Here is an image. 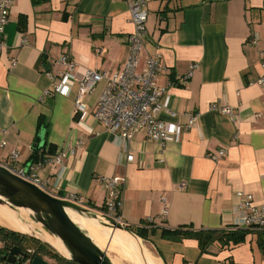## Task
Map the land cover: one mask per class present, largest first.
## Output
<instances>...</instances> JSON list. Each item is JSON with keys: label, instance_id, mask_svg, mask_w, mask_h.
<instances>
[{"label": "crops", "instance_id": "1", "mask_svg": "<svg viewBox=\"0 0 264 264\" xmlns=\"http://www.w3.org/2000/svg\"><path fill=\"white\" fill-rule=\"evenodd\" d=\"M147 1L142 57L159 55L168 68L157 80L165 89L158 116L181 127L179 139L161 147L143 132L127 142L110 133L94 116L105 81L78 111L77 83L68 97L52 90L50 75L64 71L55 64L63 55L82 69L122 70L133 32L123 0H15L0 57V141L7 142L0 162L15 152L18 167H27L41 145L55 155L82 139L64 167L38 170L50 194L67 199L74 193L99 212L106 202L102 178L120 177L123 221L144 230L140 239L159 264H264V229L252 228L241 244L216 242L207 252L196 238L164 235L180 228L238 229L244 217L239 191L264 205V88L255 82L263 73L264 0ZM193 64L198 67L184 80ZM216 102L233 107L236 121L210 110ZM196 112L199 124L189 129L185 114ZM222 150L225 156L215 159ZM166 206L169 213L161 219Z\"/></svg>", "mask_w": 264, "mask_h": 264}, {"label": "built area", "instance_id": "2", "mask_svg": "<svg viewBox=\"0 0 264 264\" xmlns=\"http://www.w3.org/2000/svg\"><path fill=\"white\" fill-rule=\"evenodd\" d=\"M127 4L130 13L129 22L133 25V32L128 38V57L121 71L117 74H111L108 71H95L89 68H81L69 56H61L55 64L62 66L64 71L57 75H50L53 81L55 93L63 96H70L74 83L78 85V91L75 96V109L79 110L84 99L102 81L106 86L96 104L94 113L98 123L104 125L107 130L119 137L123 142L132 140L138 133L143 132L149 141L159 143L161 147L170 139L175 137L179 139L181 127L179 125L167 124L159 119L161 110L160 98L165 89L158 86V78L162 74L168 73V68L162 63L159 55L148 56L143 59L142 55L145 49V42L148 33V1L147 0H123ZM15 5V0H0V57L7 49L6 26L9 24L10 12ZM259 39H254L251 43L258 45ZM261 77L255 81L257 85L264 88V51H260ZM197 64L190 67V71L183 78L189 80L194 74ZM210 110L218 111L223 115L236 121L237 115L233 107L216 102L210 106ZM172 118L177 114L169 112ZM185 117L188 120L189 129L196 128L200 121L201 114L187 113ZM6 141H0V151L6 146ZM83 145L82 139H79L75 146L63 149L55 155L50 153L43 154L36 162L28 164L27 167H18V154L13 153L9 156L6 163L0 165L11 171L18 177L37 186L45 192L49 191L48 183L42 181L38 176V170L44 166L51 165L61 169L64 167L65 160L74 157L78 147ZM225 151H220L217 158H223ZM106 189V202L104 208L99 211L105 218H110L114 222L126 227L123 221L122 212L124 209V185L125 181L120 177L102 178ZM185 186V184H182ZM241 201L240 206L244 211V217L241 219L239 227L264 229V205H257L251 194L239 191L236 194ZM78 206L87 207L84 197L72 193L67 197ZM169 209L166 206L161 212V219H166ZM146 223H153L154 219L149 217ZM33 250H28L33 253ZM29 261V260H28ZM31 261V260H30Z\"/></svg>", "mask_w": 264, "mask_h": 264}, {"label": "water", "instance_id": "3", "mask_svg": "<svg viewBox=\"0 0 264 264\" xmlns=\"http://www.w3.org/2000/svg\"><path fill=\"white\" fill-rule=\"evenodd\" d=\"M0 207L13 210L19 222L27 225L29 232H18L38 239L51 250L61 255L64 259L78 264H115L107 251L102 249L91 237L88 230L72 219V215L89 220L98 226L122 230L137 238L142 245L144 243L136 233L127 230L126 227L105 218L101 213L89 207L77 204L63 198L56 197L43 191L37 186L13 174L0 165ZM24 213L35 224H39L41 230L19 217ZM44 232H41L43 231ZM15 231V230H14ZM46 233L54 237L66 255H63L56 247L46 239ZM126 252V251H125ZM134 255V254H133ZM135 256V255H134ZM29 255L20 247L15 246L4 256L11 264H23L27 262ZM138 261L146 263L137 253ZM140 258V259H139ZM30 260V259H29ZM31 264H51L42 257L31 259Z\"/></svg>", "mask_w": 264, "mask_h": 264}, {"label": "trees", "instance_id": "4", "mask_svg": "<svg viewBox=\"0 0 264 264\" xmlns=\"http://www.w3.org/2000/svg\"><path fill=\"white\" fill-rule=\"evenodd\" d=\"M34 4H39L45 2L47 0H32ZM46 153H55L53 149H51L47 144L41 145L39 149H37L34 153L33 159L37 160ZM149 224V223H148ZM127 230L136 233L138 236L144 238V230H140V228H135L132 226H126ZM252 228L238 227L236 230H197V229H175V230H165L164 235L167 238H175L179 239L180 236L184 237H192L196 238L199 242V247L201 251L207 252V249L210 245L218 242L222 246H230L241 244L245 241L246 236L250 233ZM183 238V237H182ZM259 243L264 248V232L262 233V237H259ZM0 243H2L3 248L0 249V260L4 264H11L4 259V256L8 254L9 250L12 247L18 246L23 251L28 252V250H33L34 252L29 253V257L27 260H31L36 256L43 257L42 254L45 251H48L52 254L53 259H56L61 264H78L67 259H64L61 255H58L55 251L51 250L48 246L40 242L38 239L31 237L29 235L18 233L10 228L4 227L0 225ZM43 252V253H42ZM44 255V254H43ZM229 264H236L233 261H230Z\"/></svg>", "mask_w": 264, "mask_h": 264}, {"label": "bare ground", "instance_id": "5", "mask_svg": "<svg viewBox=\"0 0 264 264\" xmlns=\"http://www.w3.org/2000/svg\"><path fill=\"white\" fill-rule=\"evenodd\" d=\"M19 217L25 219L28 224L35 225V223H33V221H31V219L28 218V216H26L24 213H20ZM72 217V219H74L77 223L83 225L88 230L87 232L90 233L91 237L98 245L107 240L109 237L111 247H115L119 251L120 249L125 250L127 251V253L134 254L135 256H137V253H139L146 263L159 264V262L154 260V258L150 255L151 253H149L148 249L144 245L139 243L140 241L130 233L122 230H114L111 228L109 229L107 227L98 226L93 222L82 219L76 215H72ZM0 224L5 227L14 229L18 232H29V228L27 227V225L19 222L16 213L11 209H4L3 207H0ZM35 226L37 227V229L41 230L39 224H36ZM46 239L63 255H66L63 248L59 246L58 241L54 237L46 233Z\"/></svg>", "mask_w": 264, "mask_h": 264}, {"label": "rangeland", "instance_id": "6", "mask_svg": "<svg viewBox=\"0 0 264 264\" xmlns=\"http://www.w3.org/2000/svg\"><path fill=\"white\" fill-rule=\"evenodd\" d=\"M2 225V224H0ZM36 225V224H35ZM34 225V226H35ZM3 226V225H2ZM5 227V226H4ZM36 227V226H35ZM8 228V227H7ZM37 228V227H36ZM42 228V227H41ZM11 229V228H10ZM14 230V229H12ZM43 230V229H42ZM16 231V230H15ZM41 232H44L41 231ZM45 233V232H44ZM109 243V244H108ZM99 246L102 249H105L109 255V257L113 260V262L115 264H144L138 261L137 257L134 256L131 253H127V251L125 252V250L120 249V251L115 248V247H111L110 246V238L108 237L107 240L103 241L102 243L99 244ZM43 253V252H42ZM44 254V255H43ZM42 254V258L45 259L46 261L50 262L51 264H61L59 261H57L56 259H53L52 254L49 253L48 251H45ZM152 258V257H151ZM153 259V258H152ZM26 264H31V261L29 260L28 262H26Z\"/></svg>", "mask_w": 264, "mask_h": 264}, {"label": "flooded vegetation", "instance_id": "7", "mask_svg": "<svg viewBox=\"0 0 264 264\" xmlns=\"http://www.w3.org/2000/svg\"><path fill=\"white\" fill-rule=\"evenodd\" d=\"M9 253V252H8ZM27 262H28V260H27ZM23 264H26V262L25 263H23Z\"/></svg>", "mask_w": 264, "mask_h": 264}]
</instances>
